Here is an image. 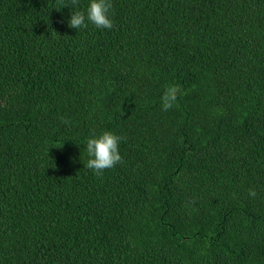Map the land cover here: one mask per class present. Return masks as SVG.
Wrapping results in <instances>:
<instances>
[{
	"label": "trees",
	"instance_id": "1",
	"mask_svg": "<svg viewBox=\"0 0 264 264\" xmlns=\"http://www.w3.org/2000/svg\"><path fill=\"white\" fill-rule=\"evenodd\" d=\"M89 3L0 0V264H264V0Z\"/></svg>",
	"mask_w": 264,
	"mask_h": 264
},
{
	"label": "clouds",
	"instance_id": "2",
	"mask_svg": "<svg viewBox=\"0 0 264 264\" xmlns=\"http://www.w3.org/2000/svg\"><path fill=\"white\" fill-rule=\"evenodd\" d=\"M79 0H71L73 7L77 6ZM68 6L66 4L62 7ZM112 0H90L85 11H74L68 22V26L73 29L86 28L91 23L100 29H112L114 22L110 17ZM180 88L178 85H168L161 96V107L163 111L171 109L178 100ZM64 123H69L65 120ZM122 137L112 131H104L99 136L93 134L86 142V151L89 159L84 166L92 170L97 176H101L106 169H111L117 164L123 163L119 152V144ZM249 195L256 196L254 190H249Z\"/></svg>",
	"mask_w": 264,
	"mask_h": 264
}]
</instances>
